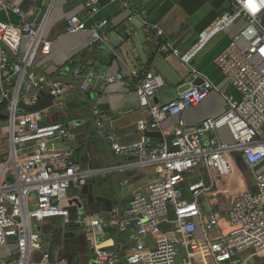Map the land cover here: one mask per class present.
I'll return each mask as SVG.
<instances>
[{
	"label": "built area",
	"instance_id": "obj_1",
	"mask_svg": "<svg viewBox=\"0 0 264 264\" xmlns=\"http://www.w3.org/2000/svg\"><path fill=\"white\" fill-rule=\"evenodd\" d=\"M109 2H120L135 14L133 6L125 0ZM86 6L88 13L95 14L100 0H89ZM0 12L18 19L16 23L0 19V105L6 111L8 132L7 156L0 164V248L10 247L8 255L0 257V264H69L65 259H52L36 228L51 218L62 217L68 222L69 211L62 203L68 190L86 184L88 176L75 161V149L69 145L74 137L72 130L60 123H43L46 109L35 108L45 94L63 93L67 83L32 70L36 68V55L50 51V41L44 36L46 16L37 23L32 18L33 8L22 9L8 0H0ZM263 12L264 0H231L230 9L201 32L188 51L174 47L164 31L150 25L161 46L190 64L212 37L240 22L228 46L215 58L229 85L240 93L239 99H232L218 89L226 102L221 114L193 127L185 126L181 119L184 110L196 106L216 90L214 83L192 65L186 78L187 87L165 103L155 100L156 92L164 85L159 74L132 71L139 108L148 113V120H140L138 129L153 130L171 116L178 118V124L170 132H163L171 137L155 147H148L144 138L120 144L113 133L105 130L98 111L93 110L96 133L106 140L115 155H135L137 167H153L158 174V180L150 183L145 192L132 194L121 216V228L130 223L132 226L129 237L134 247L124 257L127 264H177L180 246L187 252L182 263L190 264L191 256L199 248L198 228L214 264H242L238 257L246 250L251 252L249 257H264V136H259L264 125ZM139 17L143 22L147 19L144 14ZM107 23L102 19L88 26L73 15L66 19L65 28L67 33L88 31L95 44L102 40ZM10 37L15 39L14 43L27 40L26 49L17 60L5 49ZM97 78L91 69H72L71 79L83 92L96 80L104 88L121 80L122 74L109 73ZM54 106L60 109L64 103L57 101ZM221 129H227L231 141L219 138ZM56 142L66 145L58 147ZM236 154L253 176V189H241L232 197L226 217L229 230L224 233L219 229L221 214L213 207L209 195L220 193L216 188L217 177L233 175ZM196 170L203 172L204 177L188 183L186 199L180 184ZM204 201L209 204L206 214L201 209ZM110 219L118 220L116 206L110 211ZM76 221L93 233L104 223L101 216L84 214H78ZM215 230L217 238H212L210 233ZM146 238L151 239V246L146 245ZM88 240L95 264L118 260L113 251L99 249L93 235Z\"/></svg>",
	"mask_w": 264,
	"mask_h": 264
},
{
	"label": "crops",
	"instance_id": "obj_2",
	"mask_svg": "<svg viewBox=\"0 0 264 264\" xmlns=\"http://www.w3.org/2000/svg\"><path fill=\"white\" fill-rule=\"evenodd\" d=\"M8 1L22 9L33 8L32 18L37 23L46 16L44 36L50 41V51L46 55L41 53L36 55L34 62L38 73L46 74L51 78L71 79L74 67H84L83 70H93L96 79L109 73L122 74L121 80L110 83L104 88H100L96 80L85 92L86 96H82L75 87L67 83L63 93L58 96L47 93L35 107L46 109L42 118L43 123H60L72 130L74 137L69 145L74 147L75 157L81 168L88 172L86 184L70 188L62 203L69 211V221L65 222L62 217H58L54 221L57 226L51 231H42L40 224L36 228L40 230L44 247L52 259H65L69 264H95L92 245L88 240L89 235L94 236L95 244L99 249L107 252H114L117 236L118 253L125 257L134 247V242L129 237L132 226L130 223L121 228L118 220L114 222L110 219V211L114 206L118 208L120 204L124 214L132 194L137 191L145 192L150 183L158 180V174L153 167H137L134 164L137 162L135 155L117 156L111 148L110 155L117 165V171L109 169L111 156L106 148L107 142L94 130L89 103L94 104V109L98 111L105 130L113 133L120 144H131L144 138L148 147H155L164 138L168 140L171 137L164 135L163 132H170L178 124V118L171 116L162 122L159 128L153 130L142 132L138 129V122L148 120V113L139 108L132 71L137 70L142 74L151 71L159 74L164 85L156 92L155 100L158 103H165L175 99L177 93L187 87L186 78L192 65L214 83L216 90L210 92L196 106L184 110L181 119L185 126L193 127L202 120L221 114L225 110L226 102L218 89L232 99H239L240 93L229 85L215 64V58L228 46L231 36L239 29L240 22L212 37L193 56L190 64L182 62L161 46L155 30L150 25L164 31L174 47L188 51L196 44L200 33L208 29L223 12L230 9L231 0H125L133 6L135 14L123 8L120 2L110 3L109 0H100L99 11L95 14L88 13L86 2L89 0ZM143 14L147 17L145 22L139 17ZM73 15L84 20L88 26L98 20L106 19L108 23L104 28L102 40L92 43L88 31L67 33L65 21ZM262 18L264 20V12ZM0 19L10 20L13 23L18 21L15 15H7L4 12H0ZM13 41L15 39L10 37L8 48L13 47L11 51L15 50L14 54L20 57L26 49L27 40L21 39L18 43ZM57 101L64 103L63 108L54 106ZM259 136H264V125ZM219 138L231 141L227 129L219 131ZM55 145L63 147L66 144L56 142ZM7 148L6 111L0 105V164L6 159ZM237 156L240 155H235L233 175L230 178H216L219 195H209V199L214 203L213 207L221 214L219 229L224 233L229 227L223 217L222 196L225 195V198L229 199L227 207L229 208L232 197L239 190L253 189V176L249 170H245L246 165L243 162H236ZM236 168L240 171L237 172ZM115 173H117V190ZM203 177L204 173L196 170L180 184L186 199L189 198L188 183ZM220 179L225 181L237 179L234 188L237 191L230 198L227 195L229 193L225 192L221 185L218 186ZM208 205L205 201L201 203L203 214L208 212ZM78 214L101 216L104 223L100 230L90 232L83 223L76 221ZM51 219L55 220V218ZM217 235V230L210 233L212 238H217ZM196 236L199 248L191 256L190 264H214L200 228L197 229ZM145 243L151 246L152 241L146 238ZM178 253L177 264H184L182 259L187 254L186 249L180 246L177 248V256ZM250 253L249 250L240 253L242 259L238 258L242 264H251L252 258L259 261L255 257H249ZM7 255L1 254L0 257ZM111 264L122 263L117 260Z\"/></svg>",
	"mask_w": 264,
	"mask_h": 264
},
{
	"label": "water",
	"instance_id": "obj_3",
	"mask_svg": "<svg viewBox=\"0 0 264 264\" xmlns=\"http://www.w3.org/2000/svg\"><path fill=\"white\" fill-rule=\"evenodd\" d=\"M5 49L7 50V52L10 53V55L13 57L14 60H17V56L8 47L5 46ZM32 70L35 71L36 73H38V71L36 70V68L35 69H32ZM38 74H40V73H38ZM41 75H44V76H46L48 78H51L50 76H48L46 74H41ZM54 79L63 80L64 82H66L68 84H71L73 87H75L82 94V96H86V93L83 92L80 89L79 84L76 81H74V80H72L70 78H66V77H62V78L61 77H58V78H54ZM89 104H90V118H91V122H94V125H95V118H94V115H93L94 104L92 102H90ZM94 130L96 132V127L94 128ZM107 144H106V148L108 150L109 156H111L110 155L111 154L110 147ZM110 160H111V167L109 169L112 170V171H114V172H116L117 171V165H116L115 161L112 159V156H111ZM75 161H78L77 160V157H75ZM114 178H115V188L117 190L118 189L117 173L114 174ZM121 216H122V208H121V206L119 204V206H118V225H119V223L121 221ZM117 235H118V233H117ZM114 253L117 255L118 260L122 264H127L126 261H125L124 256H122V255H120L118 253V250H117V236H116V240H115Z\"/></svg>",
	"mask_w": 264,
	"mask_h": 264
},
{
	"label": "rangeland",
	"instance_id": "obj_4",
	"mask_svg": "<svg viewBox=\"0 0 264 264\" xmlns=\"http://www.w3.org/2000/svg\"><path fill=\"white\" fill-rule=\"evenodd\" d=\"M236 171L238 172V171H240L239 169H237L236 168ZM236 183H237V179H235V180H231V181H225V180H223V179H220L219 180V183H218V186H220L221 185V187H223V189H225L226 191L225 192H228L229 194H227L228 196H229V198L237 191L236 189H234L235 188V185H236ZM226 187V188H225ZM225 194V193H224ZM223 197V202H224V206H223V208H224V214H223V217L225 218V220H226V217H227V207H228V205H229V199L227 200L225 197V195L224 196H222ZM226 200V201H225ZM58 218H55V220L54 219H46L45 221H43V222H41L40 223V226H42V231H46V230H49V231H51L52 229H54L56 226H57V224H55L54 223V221H56ZM44 224V225H43ZM46 224H48V225H46ZM39 225V224H38ZM202 249H204V248H202ZM1 251H4V250H0V252ZM7 252V250L5 251V252H3V253H1V254H4V253H6ZM203 252V251H202ZM178 258H179V253H178V256H177ZM239 258L240 259H242V256H240L239 255ZM255 258L256 259H258L259 261H255L253 258L251 259V264H264V257H260V256H255ZM261 259V260H260Z\"/></svg>",
	"mask_w": 264,
	"mask_h": 264
},
{
	"label": "trees",
	"instance_id": "obj_5",
	"mask_svg": "<svg viewBox=\"0 0 264 264\" xmlns=\"http://www.w3.org/2000/svg\"><path fill=\"white\" fill-rule=\"evenodd\" d=\"M81 68H82V67H81ZM83 68H84V67H83ZM83 68H82V69H83ZM236 160H237L236 162H239V161L243 162V160H242L241 157H239V156H237ZM243 163H244V162H243ZM245 170H246V171L248 170L246 166H245ZM9 249H10V247H1L0 250H4V251H1V252H0V255H1V253L5 252L6 250H7V252H6L5 254L7 255ZM5 254H2V255H5Z\"/></svg>",
	"mask_w": 264,
	"mask_h": 264
}]
</instances>
